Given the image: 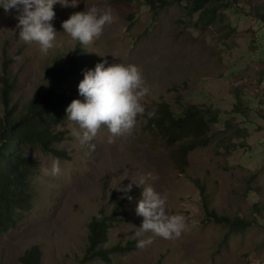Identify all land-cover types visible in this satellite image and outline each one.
<instances>
[{"label": "rangeland", "instance_id": "374dc122", "mask_svg": "<svg viewBox=\"0 0 264 264\" xmlns=\"http://www.w3.org/2000/svg\"><path fill=\"white\" fill-rule=\"evenodd\" d=\"M169 1L157 17L144 0H74L76 7L56 3L51 24L57 36L47 55L35 42L19 40L17 9L0 7V115L6 110L2 78L14 85L11 107L25 110L47 88L48 68L69 66L76 50L82 60L64 83L66 90H78L84 73L105 61V67L138 66L149 88L141 101L145 113L131 134L112 136L102 126L81 144L71 135L76 125L66 119L57 127L62 135L57 146L65 157L31 149L41 162L33 179L34 207L0 238V264H23L22 256L35 246L43 250V264H264V0H233L234 10L202 28H196L198 14L190 17L185 2ZM93 6L110 10L114 19L84 46L64 33L62 22ZM160 102L178 114L195 103L221 118L210 132L211 144L190 153L184 172L174 166L168 144L146 126L147 113ZM53 159L61 168L55 177L43 171L50 170ZM149 174L156 178L147 183L167 196L168 214L185 217L178 238L134 235L143 222L136 214L143 186L132 180ZM198 181L207 189L211 210L252 225L233 230L207 221ZM129 184L130 192L120 190ZM115 205L122 207V221L104 248L129 242L136 248L111 255L109 262H86L92 218ZM149 238L151 244L137 247L139 239Z\"/></svg>", "mask_w": 264, "mask_h": 264}, {"label": "trees", "instance_id": "16d2710c", "mask_svg": "<svg viewBox=\"0 0 264 264\" xmlns=\"http://www.w3.org/2000/svg\"><path fill=\"white\" fill-rule=\"evenodd\" d=\"M144 1L152 8L154 17L158 16L160 9L171 4L169 0H157L158 3L154 0ZM177 1L186 3L187 14L190 17L198 14L197 21L194 22L196 28L211 25L223 12L235 9L233 0ZM80 60L82 55L76 50L69 66L60 63L49 67L47 88L21 111L17 107H11L14 85L10 78H2L6 110L0 115V238L15 229L22 217L33 210L35 198L33 179L41 170V162L30 154L31 149L40 148L48 155L66 156L57 146L62 142V135L57 131V127L67 119V106L74 99L82 102V96L78 90H66L63 85L78 72ZM150 112H154L155 116L149 118V112L147 113L146 126L168 144L170 158L180 172L186 170L189 155L193 150L211 144L210 132L213 125L222 122L218 111L195 103L187 104L180 114L167 102L158 103ZM243 119L245 124L250 123L245 117ZM198 183L204 196L207 221L228 226L233 230H244L252 225L244 219H232L211 210L207 189L201 181ZM122 213V207L115 205L112 212L101 210L92 218L84 258L86 262L96 259L109 262L111 255L130 252L136 248L134 242L104 248L109 241L112 228L122 221ZM43 255L42 248L35 246L27 250L21 261L23 264H43Z\"/></svg>", "mask_w": 264, "mask_h": 264}, {"label": "clouds", "instance_id": "9594fccd", "mask_svg": "<svg viewBox=\"0 0 264 264\" xmlns=\"http://www.w3.org/2000/svg\"><path fill=\"white\" fill-rule=\"evenodd\" d=\"M56 3L63 7L77 5L74 0H0V7L5 11L17 9L20 13L17 17L19 40L27 44L35 42L41 53L47 55L54 47L57 36L51 24L55 17L53 5ZM113 19L110 10L93 6L72 14L62 22V28L72 40L87 46L102 35L104 27L111 24ZM105 63H98L94 70L84 73L78 85L84 102L74 99L66 108L67 119L76 125L71 129V135L81 144L92 140L102 126H106L112 136L131 134L136 127L137 117L145 113L141 101L148 94L149 88L145 86L140 68L122 63L105 67ZM154 116V112L148 113L149 118ZM43 171L45 175L58 176L61 173L60 161L53 159L50 170L45 168ZM150 178L156 177L149 174L140 177L138 181L132 180L137 187L143 186L142 199L136 207V214L143 217V222L140 231L134 235L141 237L144 233L152 232L164 239L178 238L186 228L185 217L168 214L167 196H162L147 183ZM131 188L132 184H129L120 190L130 192ZM151 243V238L139 239L137 247L143 249Z\"/></svg>", "mask_w": 264, "mask_h": 264}]
</instances>
